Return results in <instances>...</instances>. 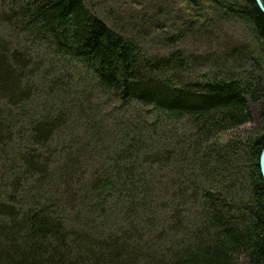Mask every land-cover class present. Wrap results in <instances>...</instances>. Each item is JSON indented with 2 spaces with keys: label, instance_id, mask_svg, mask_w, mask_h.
Instances as JSON below:
<instances>
[{
  "label": "trees",
  "instance_id": "1",
  "mask_svg": "<svg viewBox=\"0 0 264 264\" xmlns=\"http://www.w3.org/2000/svg\"><path fill=\"white\" fill-rule=\"evenodd\" d=\"M116 17L0 0V264H264L263 12L145 0ZM249 101L261 130L234 136Z\"/></svg>",
  "mask_w": 264,
  "mask_h": 264
},
{
  "label": "rangeland",
  "instance_id": "2",
  "mask_svg": "<svg viewBox=\"0 0 264 264\" xmlns=\"http://www.w3.org/2000/svg\"><path fill=\"white\" fill-rule=\"evenodd\" d=\"M144 3L145 0H85L86 6L95 13L98 17L103 19L109 26L116 29L118 32L123 31L117 23H115L116 16L118 15H125L128 12H139L141 9V4ZM180 14L186 17L192 11L186 5H179ZM187 8V9H186ZM120 25V24H119ZM225 40H229L231 37L235 38H244L245 37V29L240 27V25H228L223 30ZM158 35V34H157ZM238 36V37H237ZM221 42H224V39L221 38ZM159 40L156 38V41H147L145 45L146 51L148 53H157V54H165V49L161 48L158 44ZM218 45V42H217ZM180 47H185L186 50L190 53H202L205 54L210 49L208 48H199L197 46L188 43L187 45H182ZM176 48V47H175ZM174 49V48H173ZM215 49V48H211ZM168 50V49H167ZM107 112L111 110L112 104L110 102L107 103ZM250 111L252 113L253 121L230 132L233 133L234 136H240L242 138L257 134L262 127V123L259 116V105L252 103L249 101ZM223 136H221V139ZM162 175V173H161ZM164 175V173H163Z\"/></svg>",
  "mask_w": 264,
  "mask_h": 264
},
{
  "label": "water",
  "instance_id": "3",
  "mask_svg": "<svg viewBox=\"0 0 264 264\" xmlns=\"http://www.w3.org/2000/svg\"><path fill=\"white\" fill-rule=\"evenodd\" d=\"M255 1L257 3L258 7L260 8V10L264 14V3H263V1L262 0H255ZM259 165H260V171H261L262 179L264 182V148H263V151L261 153Z\"/></svg>",
  "mask_w": 264,
  "mask_h": 264
}]
</instances>
